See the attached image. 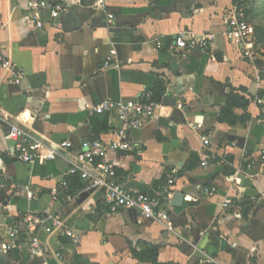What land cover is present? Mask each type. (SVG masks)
Segmentation results:
<instances>
[{
	"label": "crops",
	"instance_id": "1",
	"mask_svg": "<svg viewBox=\"0 0 264 264\" xmlns=\"http://www.w3.org/2000/svg\"><path fill=\"white\" fill-rule=\"evenodd\" d=\"M28 1L0 0V56L13 64V71L0 66V109L43 143L67 140L72 148L26 165L0 125V224L25 214L60 215L77 242L44 233L40 240L67 264H264V67L225 39L234 1L106 0L98 8L97 0H61L68 10L56 20L41 13L42 28L21 21ZM182 32L213 41L205 50L182 52L172 46ZM16 71L23 75L18 84ZM156 82L161 92L153 118L129 132L128 152L107 159L123 187L168 191L167 224L133 209L110 214L102 191L67 175L82 141L108 143L118 125L92 108L107 99L136 101ZM232 92L250 103L232 109L237 122L228 125L218 116ZM211 188L216 192L209 196ZM177 195L183 201L173 206ZM225 199L231 203L222 207ZM28 242L10 252L0 246V264H41ZM148 245L158 249L154 262L137 259Z\"/></svg>",
	"mask_w": 264,
	"mask_h": 264
},
{
	"label": "built area",
	"instance_id": "2",
	"mask_svg": "<svg viewBox=\"0 0 264 264\" xmlns=\"http://www.w3.org/2000/svg\"><path fill=\"white\" fill-rule=\"evenodd\" d=\"M234 5L229 10L226 17L227 29L224 33L225 39L236 47L241 49L242 56L252 59L254 29L246 20L247 3L245 0H233ZM106 0H97L95 6L103 8ZM68 10V6L61 0H29L24 9L21 21L24 24L35 28H42L40 19L41 13L46 12L52 20H56L62 12ZM113 15H107L108 25H113ZM212 36L198 37L193 34L182 32L176 35L172 40V46L182 52L192 50H205ZM156 47H161V42H156ZM114 55L113 53L110 56ZM107 65V63H106ZM0 66L6 71H13V64L10 60H5L0 56ZM23 75L16 71L13 75V82L18 84ZM154 94L148 89L142 90L136 101L122 102L116 100H103L95 105L91 112L95 115H107L117 122V126L111 129L112 140L108 143L98 139L82 141L80 148L70 163L67 175L78 177L88 187L98 189L103 192L104 203L110 214H115L121 210H137L142 218L147 221L167 224L169 214L167 209L168 191L162 189L157 193H142L133 189H127L120 185L116 179V168L108 161V154L126 153L130 150L128 134L131 130L141 128L147 121H150L158 107V103L153 99ZM264 114V98L259 101ZM0 125H5L7 133L6 139L11 142L12 149L17 160L23 164H32L35 161L45 162L54 160L61 151L70 150L72 144L70 141H61L52 144H45L37 139L31 133L25 131L21 126L11 122V117L0 109ZM204 146L209 144L208 138H201ZM260 167L264 168V154L260 156ZM206 166V162H202ZM173 183V179L168 180V185ZM67 187L66 182L62 184ZM4 185L0 183V188ZM57 190H53V200H58ZM215 188L206 191L209 196L214 195ZM26 198L33 200L35 195L32 191L25 190ZM65 203H71L72 197L64 196ZM231 203L225 199L222 207H227ZM5 210L4 207H2ZM7 227L5 238L1 242L3 250L10 252L21 249L26 244L29 255L32 257L43 258L41 264H48L46 257H52L59 264H67L64 256L57 251H53L48 245L42 244L40 234L48 236L56 235L60 238H67L74 243L78 237L73 233L65 220L57 214L45 213L44 215L25 214Z\"/></svg>",
	"mask_w": 264,
	"mask_h": 264
},
{
	"label": "trees",
	"instance_id": "3",
	"mask_svg": "<svg viewBox=\"0 0 264 264\" xmlns=\"http://www.w3.org/2000/svg\"><path fill=\"white\" fill-rule=\"evenodd\" d=\"M245 1L247 3V0H245ZM262 2L264 3V0H262L261 3ZM262 6L264 7V5H262ZM248 13H249V11L246 10V15H248ZM148 90L153 92L154 101L159 102L160 92H161V86H160L159 82H156L154 84V87L148 88ZM241 92H243V89H241ZM249 103H250V99L247 100L244 97H241L240 95L236 94L235 92L230 93L226 98L224 107L219 112L218 120L220 122H224L228 125H233L234 123L237 122V119L233 115L232 109L239 108V109L245 110L247 108V106L249 105ZM245 121H246V119L242 120L241 122H245ZM74 177H76V176H74ZM76 178L78 181H80L78 177H76ZM157 251H158V249L156 247L148 245V246H146L145 252L140 253V254H136V256H137V259H139L140 261L154 262L155 257L157 255Z\"/></svg>",
	"mask_w": 264,
	"mask_h": 264
},
{
	"label": "rangeland",
	"instance_id": "4",
	"mask_svg": "<svg viewBox=\"0 0 264 264\" xmlns=\"http://www.w3.org/2000/svg\"><path fill=\"white\" fill-rule=\"evenodd\" d=\"M262 1V0H261ZM260 0H247L249 11L246 20L254 29L253 42V63L264 67V3ZM261 3V4H260Z\"/></svg>",
	"mask_w": 264,
	"mask_h": 264
},
{
	"label": "water",
	"instance_id": "5",
	"mask_svg": "<svg viewBox=\"0 0 264 264\" xmlns=\"http://www.w3.org/2000/svg\"><path fill=\"white\" fill-rule=\"evenodd\" d=\"M183 201V196L182 195H177L174 197L173 202L171 203V205L173 206H180L181 202Z\"/></svg>",
	"mask_w": 264,
	"mask_h": 264
}]
</instances>
